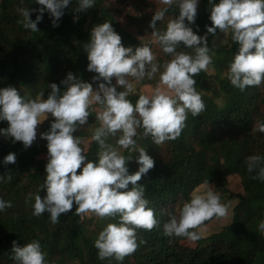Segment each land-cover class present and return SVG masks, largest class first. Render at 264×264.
I'll return each mask as SVG.
<instances>
[{
    "label": "clouds",
    "instance_id": "obj_1",
    "mask_svg": "<svg viewBox=\"0 0 264 264\" xmlns=\"http://www.w3.org/2000/svg\"><path fill=\"white\" fill-rule=\"evenodd\" d=\"M36 3L44 7L37 10L35 20L30 19L32 9H18L22 17L18 23L32 32L39 31L37 25L45 10L52 18V26L58 27L70 0H36ZM94 3L95 0H79L75 11L90 9ZM159 3L163 7L155 11L149 22L152 39L135 49L123 46L121 36L109 22L91 29L83 51L87 54V70L97 74L92 77L98 82L95 89L71 72L60 81L63 91L56 83L49 84L46 99L42 98L44 92L32 99L21 96L11 86L0 89V120L8 123L6 129H0L5 139L22 142L27 149L37 139L38 126L49 115L54 118L49 129L40 133V138L47 141L46 175L40 185V191L46 194L43 198L39 194L34 196L32 214L40 217L47 213L50 222L57 224L60 215L71 211L75 204L77 215L118 218L116 223H108L94 242L102 261H123L139 247L137 229L151 231L159 223L145 198L144 186L138 183L154 168L155 162L138 145L137 138L151 137L156 145L176 140L187 126L188 114L199 116L206 107L193 77L209 71L212 49L206 35H197L189 26L195 24L198 2L159 0ZM173 5L178 8V16L168 19L166 28L159 30L157 21H163ZM209 5L212 26H206V33L216 37L219 30L230 34L231 40L239 45L226 74L231 85L243 92L264 84V0H219V3L209 0ZM153 44L171 59L158 62ZM157 74L158 85L150 94L139 95L133 104L128 99L135 92L133 82L152 80ZM117 87L123 90L117 91ZM93 105L98 106L94 110L99 121L91 135V141L99 146L95 161L87 158L81 147L82 138L73 135L88 126ZM254 131L264 133V122H257ZM110 137L116 138L115 144L108 142ZM121 150L138 152L136 172L129 174L127 164L133 158ZM16 161L13 152L3 158L5 165ZM246 163L247 171L256 173L251 178L264 181V157L252 155ZM11 179L10 174L0 175V181ZM10 207L11 202L0 199V211ZM228 214L229 205L222 203L221 193L205 180L191 193L189 201L183 203L178 214L171 215L164 224V235L198 241L206 232L205 222ZM259 229L264 232V221ZM12 253L15 264H46V253L37 240L23 246L13 241Z\"/></svg>",
    "mask_w": 264,
    "mask_h": 264
},
{
    "label": "trees",
    "instance_id": "obj_2",
    "mask_svg": "<svg viewBox=\"0 0 264 264\" xmlns=\"http://www.w3.org/2000/svg\"><path fill=\"white\" fill-rule=\"evenodd\" d=\"M134 3L135 14L127 15L128 23L151 35L149 22L155 13L151 2L134 0ZM78 4L79 0H70L58 27L52 26V18L45 10L37 25L39 31L32 32L18 23L22 19L18 9H32L30 19L35 20L37 10L44 6L36 0H0V89L11 86L21 96L32 99L44 92L42 98L46 99L50 83H56L63 91L60 81L69 72L83 82L96 85L98 82L92 77L97 74L87 70L83 45L89 40L91 29L103 22L111 23L124 47L135 49L146 43L121 28L114 10L104 0H95L92 8L79 12L75 11ZM178 14V8L173 5L164 20L157 21V28L163 31L168 19ZM209 15V0H201L195 24L189 25L197 35H206L212 49L213 63L209 68L213 72H201L193 77L206 105L205 111L196 117L189 113L187 126L176 140L156 145L151 137L137 138L138 145L155 162L154 168L138 183L145 188V198L155 212L158 226L151 231L137 229L139 247L123 261L100 260L94 242L99 232L118 218H105L90 228L91 221L76 214L75 204L71 211L60 215L57 224L50 222L47 213L34 216V196L39 194L43 198L46 194L40 191L46 173L45 166L36 167L33 158L42 147L46 148L47 141L37 138L25 149L22 142L13 143L11 138L0 135V175L12 176L10 182L0 181V199L12 205L0 211V264H15L13 241L23 246L33 240L39 241L46 253V264H264V232L259 229L264 221V181L252 179L256 173H249L246 163L249 156L264 157V133L254 131L257 122H264V84L243 92L231 85L226 74L239 45L228 34V45L213 51L216 37L206 33V26H212ZM74 17L78 19L74 21ZM220 33L217 30L216 36ZM158 52V62L171 59L159 46ZM139 95L130 94L128 99L135 104ZM7 127V121L0 120V129ZM49 127L50 123L43 126V132ZM114 140L110 137L108 142L115 143ZM39 142L45 146L38 147ZM98 151V144L90 141L85 154L95 161ZM9 152L16 154L17 161L5 165L3 158ZM124 155L133 158L127 164L129 174L136 172L138 152L125 150ZM230 175L239 176L243 192L230 195L238 202L229 226L219 234L199 239L195 246L185 245L186 238L164 235V224L171 215L178 214L197 186L208 180L215 188L223 189Z\"/></svg>",
    "mask_w": 264,
    "mask_h": 264
},
{
    "label": "rangeland",
    "instance_id": "obj_3",
    "mask_svg": "<svg viewBox=\"0 0 264 264\" xmlns=\"http://www.w3.org/2000/svg\"><path fill=\"white\" fill-rule=\"evenodd\" d=\"M152 4V11H156L158 8L162 7L163 5H161L159 3V0H149ZM201 0H197V2L199 3ZM104 3L109 6L110 8H112L114 10L116 19L119 23V25L121 26L122 29L126 30L127 32H130L132 35L136 36L138 40H140V38H143V40L141 41H145L146 43L149 42V40L152 39L151 35H149L148 33L142 32V29L139 30V28L135 25H131L128 23L127 21V15H132L135 14L134 11V0H104ZM228 34H223L220 33L219 35L216 36V38L213 41V51H219L222 50L223 47L227 44V38ZM153 51L157 54V57L160 56V53L158 52V46L156 44L152 45ZM215 53V52H214ZM162 71V69H161ZM209 73H212L213 70L210 67L209 68ZM159 82V74H157V76L152 79V80H148L147 78H145L143 81L136 83H134V88H135V92L137 94H150L151 90L153 88H155L158 85ZM113 83L115 85V79L113 78ZM97 86L94 85L93 88L95 89ZM119 89V91H122L123 89L121 87H117ZM132 93V94H134ZM98 106L93 105V109L92 111V115L89 116L88 118V126H84L85 128H83L80 131H77L75 133H73L74 136H79L82 138L83 143L81 144V147L84 148V150L87 149L89 142L91 141V135H92V130L94 127L99 126V121L96 120V111L94 109H96ZM54 120L53 117H51V115H49V117L38 126L37 129V138H40V133L43 132V126L47 125L49 123H51ZM115 141V140H114ZM44 143L39 142L38 147L40 146H45L43 145ZM115 144V143H113ZM41 148V147H40ZM41 152L37 153L33 160L36 162L35 164L36 167L39 166H45L47 163V148L42 147L41 148ZM122 154H124L125 150H121ZM79 173V170H78ZM227 180V185L225 186V188L223 189H217L214 187V190L216 192L221 193V201L222 203H226L229 205V214L227 217L225 218H213L209 221H207V223H205V227H206V232L204 233V235L202 236V238H207L208 236H210L211 234H219L220 232H222L224 230V228H226L227 226H229L232 222V218H233V209L235 207V205L237 204L238 200L236 198H231V194H237V193H242L243 189H242V185H241V180L239 178L238 175H230L226 178ZM211 186H214L213 184H210ZM200 186V185H199ZM199 186H197L193 191H195ZM192 191V192H193ZM83 217L85 219H89L91 221V226L90 228H94V225L96 222H102L103 219H100L98 217H96L94 214H84ZM183 243L185 245L188 246H195L196 241H190V240H184Z\"/></svg>",
    "mask_w": 264,
    "mask_h": 264
}]
</instances>
